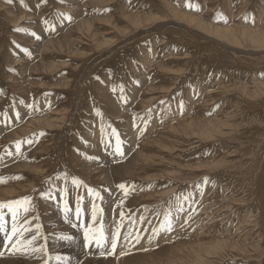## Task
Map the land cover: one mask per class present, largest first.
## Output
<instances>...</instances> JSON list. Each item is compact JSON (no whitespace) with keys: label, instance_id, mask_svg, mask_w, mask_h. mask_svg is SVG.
Segmentation results:
<instances>
[{"label":"rangeland","instance_id":"obj_1","mask_svg":"<svg viewBox=\"0 0 264 264\" xmlns=\"http://www.w3.org/2000/svg\"><path fill=\"white\" fill-rule=\"evenodd\" d=\"M250 27L259 41L240 33ZM263 108L264 0H0V202L33 197L19 221L41 225L48 264H264V229L250 223L238 175ZM65 188L76 228L58 211ZM88 188L103 198L109 241L122 225L113 256L84 247ZM166 213L174 231L150 244ZM11 251L0 232V264H42Z\"/></svg>","mask_w":264,"mask_h":264},{"label":"snow or ice","instance_id":"obj_2","mask_svg":"<svg viewBox=\"0 0 264 264\" xmlns=\"http://www.w3.org/2000/svg\"><path fill=\"white\" fill-rule=\"evenodd\" d=\"M9 3L12 2V0H8ZM23 3V0H21ZM189 7H192L191 4L188 5ZM61 15H64L61 13ZM69 20L72 19L71 16L67 17ZM16 31L18 32H27V29L24 28H17ZM31 35L35 36V32H32ZM39 39V37H36ZM19 47V45H17ZM25 53L28 52V50L25 48L23 49ZM10 71H14L10 69ZM113 133L116 135V152L123 156L124 152L121 149L120 145L122 144V141L119 138V135L115 133V130H113ZM17 151H19L20 144L17 143L16 145ZM21 177H12V179H20ZM60 177L57 176V179ZM5 178L0 177V184L5 183ZM207 178L203 182L204 184H207ZM47 183V181H45ZM72 183L78 187L83 186V181L79 180L78 178L73 177ZM118 187L122 190H124V195H128V189L126 188L125 184L121 183L118 185ZM199 187V186H198ZM63 195L60 196L61 204L58 207V211L63 214V220L65 222H68L72 228L78 227L76 223H71L70 220V214L72 213V209L69 207L68 202V189H62L61 190ZM88 194L93 197L92 201V207H91V220L88 225H85L83 223L79 224V227L83 230V243L84 247L86 248H95L99 251V254L101 257H108L113 256L116 253L117 247H118V241L120 239V231L119 228L122 225H117V231L114 232L111 236V240L109 241L108 236L105 233L104 227L102 222L100 221V218L103 214V208H101L96 201L102 200L103 198L100 195V192L96 191L95 189L88 188L87 189ZM201 195L203 193L201 192ZM40 196L42 199H52L51 192L50 191H42L40 193ZM83 204V197L77 195L76 197V206H75V215L77 220H81L83 212L85 211L84 207H82ZM4 209H7V213L11 214L12 224L10 230L6 228L7 221L5 219L6 213L4 212ZM35 210V203L33 201L32 196H25L20 199L11 200L7 202H0V232L5 233L6 241L11 245L12 251L10 252V255H16V254H34L38 257V259L42 260V264H48V259L50 257L48 256V246H47V237L43 234L41 230V225L37 224L35 226V230H33L31 227H25V224H31V221H25L23 224L19 221V215L20 212L23 211L24 213H30ZM120 219L123 220L125 217V213L121 211L119 213ZM35 219H39V217H35ZM144 218L141 217V220ZM191 220V215L187 217L185 220V224L182 226H187L188 221ZM174 231V221L171 218V213H166L164 216V221L160 225L158 229H153V236L149 237V243L152 244L153 240L158 237L161 233H172ZM131 236L132 240H135L137 244L140 243L141 237L139 235L132 236L131 233H129L128 236H125V240H129V237ZM61 240L71 241L72 236L68 234H62L58 237ZM43 241V242H41ZM110 243V247H108ZM7 246V245H6ZM158 246V245H157ZM142 251H149L148 248H142ZM127 253H121V255H125ZM0 256H3V253H0ZM58 261H61V264H65V260L62 257H56Z\"/></svg>","mask_w":264,"mask_h":264},{"label":"bare ground","instance_id":"obj_3","mask_svg":"<svg viewBox=\"0 0 264 264\" xmlns=\"http://www.w3.org/2000/svg\"><path fill=\"white\" fill-rule=\"evenodd\" d=\"M234 12H236V11H234ZM237 24H239V23L237 22ZM255 24H256V22H255ZM205 26L207 28L211 29L212 25L208 26L206 23ZM202 27H203V25H202ZM216 29H217V32H221L222 35H225L224 36L225 38H230V36H231L230 32L224 31V29L222 27H219V28L216 27ZM214 31H215V29H213L212 32H214ZM240 31H241L240 33L242 35L248 36L249 38H251L252 41H259L260 40L259 35H258L259 30L257 29V27L243 28V29H240ZM215 33H216V31H215ZM242 38H244V37H242ZM263 111H264V108H263ZM208 125L209 124H206V126H204V130L200 131L201 135L206 134V137H210L212 135V131L208 127ZM250 127L251 128L249 129V131L247 133V136L250 137L249 138L250 140L248 139L247 142H244L246 146L240 151L241 157L244 160L242 162L243 166L239 167L240 169L238 171V175L241 176L243 178V181L246 183L245 186H243V188H242V190H243L242 193H245L244 195L242 194V196H243L242 199H244L245 202H249L252 204V210H251L252 213L251 214L253 215V217L251 216L252 220L250 221V223H253V225L259 227L260 230H263L264 229V114L261 117V120L259 122H256V123L252 122ZM197 132H199V131H197ZM250 141L252 142L251 146L249 145ZM231 168H233V166H231ZM233 175L235 176V174H233ZM247 232H250V230ZM217 245H219V243L216 245H213L212 247H215ZM263 254H264V252H263ZM16 257H19V256H16ZM261 257H263V256H261ZM13 258H15V257H13ZM10 262H12V261H10ZM15 263H16V261H15Z\"/></svg>","mask_w":264,"mask_h":264}]
</instances>
